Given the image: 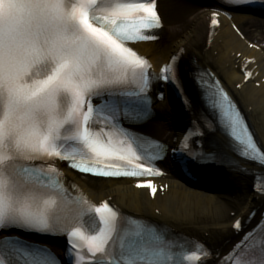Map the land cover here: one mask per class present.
<instances>
[{
	"label": "snow or ice",
	"instance_id": "obj_1",
	"mask_svg": "<svg viewBox=\"0 0 264 264\" xmlns=\"http://www.w3.org/2000/svg\"><path fill=\"white\" fill-rule=\"evenodd\" d=\"M223 3L264 7V0ZM161 27L156 0H0V233L62 236L68 264H208L212 259L198 241H170L107 201L93 204L75 185L77 194L71 195L55 166L56 160L65 161L79 173L106 179L164 174L155 162L164 159L166 146L122 124L149 116L153 81L179 83L178 58L157 76L130 46L158 39L155 30ZM202 99L216 117L215 123L205 117L207 126H219L237 155L264 167V150L218 81ZM198 128L184 137L177 160L188 174L197 164L219 161L216 153L194 148L195 137L203 135ZM136 187L156 196L150 181ZM257 191L264 195V186ZM234 227L243 230L240 221ZM0 264L61 262L47 247L5 235ZM223 264H264V222L245 234Z\"/></svg>",
	"mask_w": 264,
	"mask_h": 264
},
{
	"label": "bare ground",
	"instance_id": "obj_2",
	"mask_svg": "<svg viewBox=\"0 0 264 264\" xmlns=\"http://www.w3.org/2000/svg\"><path fill=\"white\" fill-rule=\"evenodd\" d=\"M209 2L160 0L158 7L166 28L165 38L158 45L138 48L157 68L174 56H181L187 85L196 99L193 72L198 69L214 73L239 102L264 147V47L261 45L264 26L246 14L236 13L231 19L220 17ZM218 20L221 27L212 33V24ZM247 73H251L248 80ZM156 109V119L143 131L173 143L180 136L178 131L184 122L177 120L179 113L167 100ZM211 141L224 154L233 157L220 134H213ZM235 162L234 167L212 169L204 179L200 176L195 184L203 187L193 191L189 186L191 180L179 175L175 162L166 161L167 176L157 181L155 197L136 189L132 181L83 180L64 171L96 204L111 202L129 216L198 240L222 258L240 239L241 232L234 227L237 221L247 222L256 211L258 215L251 224L256 225L264 209V197L255 191L254 178L248 175L258 169Z\"/></svg>",
	"mask_w": 264,
	"mask_h": 264
},
{
	"label": "rangeland",
	"instance_id": "obj_3",
	"mask_svg": "<svg viewBox=\"0 0 264 264\" xmlns=\"http://www.w3.org/2000/svg\"><path fill=\"white\" fill-rule=\"evenodd\" d=\"M196 189H198V188H196V187H191V190H193V191L196 190Z\"/></svg>",
	"mask_w": 264,
	"mask_h": 264
}]
</instances>
